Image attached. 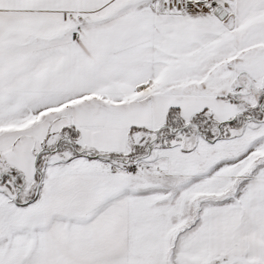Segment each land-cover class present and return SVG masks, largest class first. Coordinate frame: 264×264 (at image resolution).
Masks as SVG:
<instances>
[{
	"label": "snow or ice",
	"instance_id": "1",
	"mask_svg": "<svg viewBox=\"0 0 264 264\" xmlns=\"http://www.w3.org/2000/svg\"><path fill=\"white\" fill-rule=\"evenodd\" d=\"M0 264H264V0H0Z\"/></svg>",
	"mask_w": 264,
	"mask_h": 264
}]
</instances>
